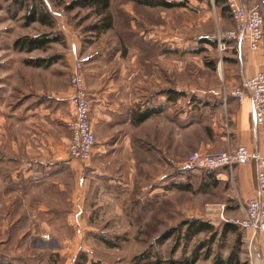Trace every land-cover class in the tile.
Listing matches in <instances>:
<instances>
[{
	"label": "rangeland",
	"instance_id": "obj_1",
	"mask_svg": "<svg viewBox=\"0 0 264 264\" xmlns=\"http://www.w3.org/2000/svg\"><path fill=\"white\" fill-rule=\"evenodd\" d=\"M72 1L42 0L46 10L56 16V26L59 23V44L50 49L60 51L59 67L69 87L77 62H81L84 87L86 73L91 78L90 68L105 73L106 83L119 84L124 80L132 86L141 77L143 85L153 78L158 104L176 94L180 100L176 90H183V104L187 101L189 106L190 145L200 139V133L212 132L207 125L212 121L202 123L204 108L209 106L210 115L212 110L218 115L219 102L213 92L228 90L225 78L233 75L234 63L238 67V63L245 61L247 46L242 45L241 56H236L232 49L222 56L218 53L215 37L234 27L224 1L218 4L215 0H184V6L163 8L133 0H110L112 27L100 33L91 28L100 20L97 11L78 5L67 9ZM32 2L0 0V5L26 11ZM250 3L264 8V0ZM43 29L32 25L29 31ZM260 44L264 46V39ZM233 85L232 89L241 83L237 80ZM178 104L168 105L169 111L177 112ZM261 130L264 132V128ZM20 131L0 127V264H74L80 253L106 264H169L170 259L190 258L192 249L208 239L210 234L202 231L187 240L185 226L179 235L175 232L164 236L180 222L193 218L209 221L218 234L210 244L211 255L191 264H213L216 253L226 257L235 246L238 264H264V232L253 240L250 253L239 227L237 232H227L221 238L224 223L243 218L240 205L245 201L232 199L234 186L225 185L217 190L211 182L200 186V177L207 176V172L213 174L212 170L189 169L192 188L188 192L168 187L154 193L155 187L161 188L159 184L150 185L142 180L137 188L124 189L122 207L120 200L103 191L86 192L84 162L79 161L76 182L66 169L57 178L64 184L63 191H54L48 185L37 187L35 179L30 180L32 183L25 191L20 188L21 176L15 169L23 160V152L21 146L13 149L11 142ZM192 150L197 149L190 146L185 159ZM158 167L163 173L159 164ZM172 172L176 174L178 170ZM6 176L12 185L5 180ZM218 203L224 208L219 209Z\"/></svg>",
	"mask_w": 264,
	"mask_h": 264
},
{
	"label": "crops",
	"instance_id": "obj_2",
	"mask_svg": "<svg viewBox=\"0 0 264 264\" xmlns=\"http://www.w3.org/2000/svg\"><path fill=\"white\" fill-rule=\"evenodd\" d=\"M26 12L0 5V127L21 130L17 133L19 137L11 141L13 149L21 146L23 152V160L15 167L21 176L20 188L26 191L29 182L32 183L30 180L35 179L37 187L48 185L61 192L64 184L57 179L59 175L68 171L76 182L81 163L69 158L66 150L70 136L66 123L73 118L75 110L70 100L71 89L59 67L60 51L50 49L59 44V40L31 51L14 48V41L22 36L55 35L59 23L54 27L37 21L26 23ZM51 15L57 20L54 13ZM32 25L45 29L32 33L29 31ZM247 47L244 46L245 61L238 63V67L234 63L233 75L225 78L223 85L228 90L213 92L219 102L218 115L215 116L214 110L210 115L209 106L204 108L202 123L212 121L207 124L212 132L200 133V139L192 145L189 144V106L187 101L183 104V90H176L180 100L176 94L158 104L156 79L143 81L142 85L138 77L132 86L124 80L119 84L106 83L105 73L90 68L91 78L86 73L85 89L96 143L90 159L83 163L86 192L103 191L110 198L120 200L122 207L124 189L137 188L135 186L142 180L150 185L159 184L161 188L155 187L154 193L174 187L175 183H190L187 170L182 166L190 146L199 151H222L245 145L264 152V132L252 130L250 98L246 96L239 102L230 94L237 80L240 84L243 77L264 69V46L256 50ZM30 59H42V64L30 65ZM174 103L180 105L175 113L168 107ZM158 106H162L160 112H157ZM146 110L148 117L141 119ZM174 169L178 173L173 174ZM212 171L214 190L225 185L234 186L233 200L246 201L253 194L256 185L253 163ZM208 179L206 175L200 177L199 185H207ZM5 180L12 185L10 178L6 176ZM221 205L218 203L217 207Z\"/></svg>",
	"mask_w": 264,
	"mask_h": 264
},
{
	"label": "built area",
	"instance_id": "obj_3",
	"mask_svg": "<svg viewBox=\"0 0 264 264\" xmlns=\"http://www.w3.org/2000/svg\"><path fill=\"white\" fill-rule=\"evenodd\" d=\"M223 1L234 27L219 32L215 37V47L220 56L230 49L235 51L236 56H241L243 44H247L251 50L258 49L264 39V8L251 5L250 0ZM241 80V86L232 89L230 94L239 102L246 96L250 98L252 130L259 133L264 128V71H258ZM69 84L70 100L75 114L66 123L70 134L67 154L71 159L85 162L93 153L96 138L90 122V101L84 87L81 62L75 64ZM251 163L256 170L254 192L244 205H240L243 218L231 220L244 234L247 253H250L253 240L264 232V154L257 148L249 149L245 145H238L233 150H192L182 165L185 170H216L225 167L232 169L236 165ZM219 207L223 209L224 205Z\"/></svg>",
	"mask_w": 264,
	"mask_h": 264
},
{
	"label": "trees",
	"instance_id": "obj_4",
	"mask_svg": "<svg viewBox=\"0 0 264 264\" xmlns=\"http://www.w3.org/2000/svg\"><path fill=\"white\" fill-rule=\"evenodd\" d=\"M18 1V0H15ZM33 2L27 6V12L24 16L26 23H31L37 21L41 24L47 25L49 27L55 26V19L52 17L51 13L46 10L42 0H32ZM137 4H143L147 6H161L163 8H172L175 6H184L185 1L183 0H133ZM223 0H215L216 3H222ZM81 7H91L97 11V15H99L100 20L98 23L92 25V29L97 31L98 33L104 32L112 27V19L108 12L110 0H74L68 6L67 9H71L75 6ZM226 9V6H224ZM60 40L59 34H55L50 36L49 33H43L36 36H22L19 37L14 41V48L18 50H26L31 51L36 48H41L45 44L49 43L50 41H58ZM30 65H40L42 64V59H30ZM169 97V96H168ZM162 106L157 107V112L161 111ZM149 111L146 110L141 115V119L148 117ZM188 171V170H187ZM211 175L207 180V185L212 184L214 185L213 175L207 172V176ZM176 189H183V190H191L192 184H181L175 183L172 184ZM185 226L186 228L184 235L186 236L187 240L190 239L192 236L198 234L199 232H207L209 233V237L207 240L201 241L197 246H195L191 251L190 258H178V259H170L169 264H191L195 262L198 258H208L211 255V242L215 239L216 235L218 234V230L214 229L213 225L207 221L200 218H193V219H186L179 223L176 227L170 229L166 232V235H173L177 232V235L181 232L182 227ZM238 226L234 223H224L221 229V238H224L227 232H237ZM101 240L106 241L107 244L110 245V241L105 240V238L101 237ZM205 249L203 253L200 250ZM106 264L99 259H88L85 253H80L75 260L74 264ZM213 264H238V248L237 246L233 247L232 250L226 257H223L219 252L215 254L213 257Z\"/></svg>",
	"mask_w": 264,
	"mask_h": 264
}]
</instances>
